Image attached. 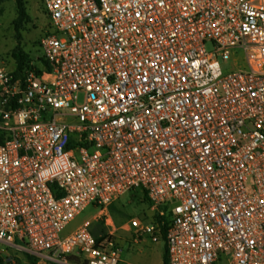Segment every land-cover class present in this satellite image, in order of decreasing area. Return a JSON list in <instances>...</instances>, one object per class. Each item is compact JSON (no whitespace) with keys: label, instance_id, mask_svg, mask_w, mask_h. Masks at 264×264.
Instances as JSON below:
<instances>
[{"label":"built area","instance_id":"2783aa9c","mask_svg":"<svg viewBox=\"0 0 264 264\" xmlns=\"http://www.w3.org/2000/svg\"><path fill=\"white\" fill-rule=\"evenodd\" d=\"M43 5L42 55L0 63V243L35 264H130L124 230L164 240L169 264H264V0ZM134 191L150 221L117 228L109 208Z\"/></svg>","mask_w":264,"mask_h":264},{"label":"rangeland","instance_id":"374dc122","mask_svg":"<svg viewBox=\"0 0 264 264\" xmlns=\"http://www.w3.org/2000/svg\"><path fill=\"white\" fill-rule=\"evenodd\" d=\"M25 3L30 21L25 23L24 29L21 31V39L16 36L14 27V21L18 18L16 0L0 4V63L7 64L10 69L15 68L13 53L17 46H20L24 52L29 54L33 61H36L42 55L39 42L50 24L45 14L43 0H25ZM207 50L208 52L214 51L212 43H207ZM238 61H241L240 57H238ZM221 63L223 64L222 60ZM223 66L224 69L230 68L229 64H223ZM109 211L117 228L123 227L132 218H139L148 222L153 214L149 202L140 191L124 195L109 208ZM98 212L99 210L95 204L89 205L62 231V237L75 232L84 222L92 220ZM91 230L99 238L106 234L109 228L93 221ZM118 235L121 247L120 258L125 263L163 264L166 247L164 240L154 243L149 238H144L136 244L132 233L119 230ZM19 244L24 245L20 240L17 241V245ZM37 260L38 257L29 252L20 251L15 247L0 243V264H35Z\"/></svg>","mask_w":264,"mask_h":264},{"label":"trees","instance_id":"16d2710c","mask_svg":"<svg viewBox=\"0 0 264 264\" xmlns=\"http://www.w3.org/2000/svg\"><path fill=\"white\" fill-rule=\"evenodd\" d=\"M10 0H0V4H3L5 2H8ZM18 5V18L14 21V27L16 31V36L18 39L22 38L21 31L24 29V25L26 22L30 21V17L26 10V3L25 0H16ZM13 58L16 63V68L18 73H22L26 68L30 67V64L33 62L32 58H30L29 54L24 52V50L17 46L13 53ZM1 143V141H0ZM146 200L148 201L146 195L142 193ZM149 202V201H148ZM150 204V203H149ZM165 231V230H164ZM163 264H169L168 254H167V248L165 247V252L163 256Z\"/></svg>","mask_w":264,"mask_h":264}]
</instances>
